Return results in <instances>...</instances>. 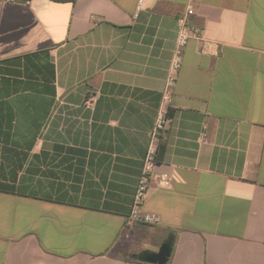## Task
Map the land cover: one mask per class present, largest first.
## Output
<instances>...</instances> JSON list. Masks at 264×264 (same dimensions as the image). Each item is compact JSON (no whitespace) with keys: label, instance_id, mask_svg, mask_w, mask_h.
Instances as JSON below:
<instances>
[{"label":"crops","instance_id":"crops-1","mask_svg":"<svg viewBox=\"0 0 264 264\" xmlns=\"http://www.w3.org/2000/svg\"><path fill=\"white\" fill-rule=\"evenodd\" d=\"M186 5L0 1V264H264V0H198L128 219Z\"/></svg>","mask_w":264,"mask_h":264},{"label":"built area","instance_id":"built-area-1","mask_svg":"<svg viewBox=\"0 0 264 264\" xmlns=\"http://www.w3.org/2000/svg\"><path fill=\"white\" fill-rule=\"evenodd\" d=\"M197 3L198 0H187L185 12L178 19V36L176 39V47L170 61L160 106L153 127L149 134L141 172L128 214V219L131 222L145 223L149 225H158L161 222L159 215L148 212L144 209V203L148 198L150 184L153 180L158 179V183L162 187H167L170 185L169 177L165 174L157 173L156 171V155L162 139V133L165 130L169 120L171 89L181 68L184 48L191 38L197 39L199 43L203 45L202 47L207 44V41L203 38L200 29L196 25L190 23L189 20V17L195 12V6ZM205 135V132H203L202 136Z\"/></svg>","mask_w":264,"mask_h":264},{"label":"water","instance_id":"water-1","mask_svg":"<svg viewBox=\"0 0 264 264\" xmlns=\"http://www.w3.org/2000/svg\"><path fill=\"white\" fill-rule=\"evenodd\" d=\"M171 248L172 243L167 240L161 244L157 251H144L138 258L149 263L165 264L170 256Z\"/></svg>","mask_w":264,"mask_h":264}]
</instances>
